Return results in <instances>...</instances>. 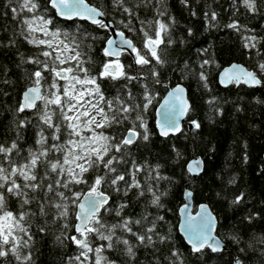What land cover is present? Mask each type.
I'll list each match as a JSON object with an SVG mask.
<instances>
[{"label":"snow or ice","instance_id":"snow-or-ice-1","mask_svg":"<svg viewBox=\"0 0 264 264\" xmlns=\"http://www.w3.org/2000/svg\"><path fill=\"white\" fill-rule=\"evenodd\" d=\"M0 3L10 10L16 22V35L38 49L36 55L26 57L27 63L35 67L26 78L18 103L12 108L10 129L0 141V264H33L35 241L31 228L36 218L41 220L36 226L38 232L46 234L49 225L59 224L53 239L58 243L68 240L75 246V255L65 256L64 264H117L106 251H119L127 258L126 264H135L133 258L137 249L158 251L156 245L171 241V233L156 231L158 222H164L163 215L143 209L147 205L156 209L164 207L161 198L167 189L161 192L153 181L159 184L169 178L161 174L159 163L139 158L136 149L142 141L150 139L145 113L153 103L155 86L160 84L159 69L167 64L160 55L161 49L176 42L170 34L174 17L168 13L165 0H109L103 7L90 5L85 0H46L56 17L69 21L78 17L90 21L98 29L109 27L106 19L109 13L105 10L108 7L127 17L117 23H124L129 32L136 31L133 18L140 25L142 47L138 48L133 40L116 29L118 39L109 35L103 41L100 51L104 59L95 69L86 66L92 64V59L85 48L91 52V42L97 37L79 26L53 27L55 20L49 7H42L39 0H0ZM180 3L188 7V0H180ZM239 4L251 14L264 11V0H239ZM232 7L235 10L236 0H232ZM141 8L146 14L150 9L152 15L142 18ZM191 15H196L195 11ZM203 18L206 27L215 26L217 13L205 11ZM225 27L252 31L236 19H230ZM261 28L264 29V23ZM187 32L191 35L192 29L188 28ZM262 40L264 37L254 34L241 36L243 48L253 50L256 56L264 55L258 47ZM179 43L184 44V40L180 39ZM14 44L10 33L4 47ZM128 49L134 64L126 67L121 60L122 53ZM24 59L21 57L22 61ZM199 63L203 68L214 61L208 59ZM143 67L148 72L139 71ZM256 67L264 73V60H258ZM130 68L133 73L129 72ZM219 78L222 84L239 83L241 79L245 84L261 83L253 71L236 64L220 71ZM199 79L207 87L203 70ZM104 80H110L113 86L121 80L126 83L113 94L103 86ZM133 81L138 85L136 93L130 88ZM183 93L181 85L176 84L160 101L163 108H157L155 128L161 137L181 131L180 118L191 110ZM26 111L31 115H24ZM220 111L215 108L217 115ZM188 123L192 129L200 128L196 119ZM116 128L121 131L117 133ZM21 141L26 146L21 147ZM171 151L180 157L175 146ZM200 163L199 157L189 160L186 172L199 171ZM234 182V176L228 177L225 188ZM133 191L132 202L145 195L148 197L135 216L124 211L130 203L127 197ZM113 194L118 199L113 200ZM184 195L190 197L192 193L185 189ZM244 196L240 191L222 198L227 200L229 207L239 208L245 205ZM187 208V203L180 205L179 228L191 252L203 254L209 249L212 253L221 252L223 241L213 234L217 224L208 206L198 205L195 215L187 214ZM108 217L113 218L111 222ZM258 217V212L249 210L243 220L251 223ZM228 238L238 247L232 264H244L239 258V253L246 251L239 248L241 237L229 231ZM245 243L247 249L258 252V264H264V236H250ZM164 261L165 264H183V256L173 245ZM150 264H161V261L154 255Z\"/></svg>","mask_w":264,"mask_h":264},{"label":"trees","instance_id":"trees-1","mask_svg":"<svg viewBox=\"0 0 264 264\" xmlns=\"http://www.w3.org/2000/svg\"><path fill=\"white\" fill-rule=\"evenodd\" d=\"M93 6L103 7L109 4V0H86ZM41 6H47L46 0H39ZM168 13L174 17V24L170 29L171 37L176 41L171 47L161 49L160 55L167 61L164 68H160V84L155 86V97L149 110L145 113V121L150 132V139L137 145L139 158L147 159L149 163H159L161 174L167 176V181L161 180L159 184L153 181L154 186L159 187L163 192L167 189L165 196L161 198L163 208L156 209L147 205L143 211L164 216V222H158L156 231H170L171 241L167 244H157L155 251L151 248H139L134 257L135 264L142 261L150 264L155 255L165 264L164 257L168 255V249L175 246L183 256V264H232L233 256L238 255V247L228 238L229 231L241 237L239 248L246 251L239 253V258L244 264H258L260 260L258 252L247 249L246 241L250 236H264V164L262 151L264 148V73L256 67L258 60H264V55L256 56L251 49H244L241 36L254 34L264 37V11L251 14L236 0V7L233 10L232 0H188V7H184L180 0H165ZM207 6V7H206ZM49 13L53 16L55 23L63 29H70L79 26L90 35L97 37L92 41L91 52L85 48L87 55L91 56L92 64L86 65L95 69L97 64L103 62V54L100 49L103 41L108 36L107 29H98L84 20L72 19L63 20L55 16L53 9ZM109 15L106 19L111 22L114 30L119 29L127 38L133 40L138 47H142L139 27L133 18L135 32H129L124 23L117 21L126 20L119 11H113L111 7L105 9ZM195 11L196 15H191ZM216 11L217 22L215 26L206 27L203 14ZM9 14L6 16L5 13ZM142 18L152 15L151 10L144 12L139 10ZM166 19V18H165ZM210 19V17H209ZM230 19H236L241 25H246L251 32L244 29L235 31L225 27ZM210 20V24H211ZM192 29L189 35L187 29ZM11 33L15 40L14 46L4 47V42L9 39ZM183 39L184 44L179 40ZM89 41L86 39L85 43ZM264 52V40L258 46ZM205 50V51H198ZM38 49L28 45L21 37L16 35V22L12 20L10 10L0 3V141L5 139L4 133L10 129L12 119V108L18 103L19 94L23 90L26 78L34 65L27 63L26 57L36 55ZM21 57L25 59L22 61ZM41 59H43L41 57ZM211 59L214 63L201 67L199 61ZM231 62H238L246 69L253 71L261 83L250 87L243 83H230L222 87L217 82V72L221 67ZM121 63L126 67L134 64L131 56L122 53ZM186 65V67H181ZM7 69V71H5ZM203 70L207 87L200 81L199 73ZM133 69H129L133 73ZM141 72H148L146 67L139 68ZM9 81L5 84L4 81ZM103 86L110 89L114 94L120 85L126 83L121 80L113 86L110 80H104ZM182 84L187 91L190 112L186 114L181 131L168 137H161L157 134L153 124V108L163 95L169 85ZM131 91L136 93L138 85L133 81L130 85ZM7 93V95H5ZM215 101L209 103L211 98ZM255 97V100L253 99ZM257 101H260L259 103ZM220 108V114L215 113V108ZM24 115H31L25 112ZM196 119L200 124L199 129H192L187 122ZM111 134V129L107 130ZM115 131L119 133L120 128ZM11 135H15L12 133ZM26 137L27 133H23ZM34 135V132L31 133ZM9 139L11 136L8 137ZM31 143V139H28ZM20 146H26L24 141ZM175 146L180 152V157L171 151ZM211 149V151H210ZM199 156L202 160V169L196 177L192 178L186 172L187 161ZM247 156V159H244ZM234 176V183L225 188L228 177ZM184 185L192 192V210L198 203H206L216 217V235L222 239L224 249L219 253H212L211 250L203 254L192 253L187 244L177 231L178 214L177 210L183 202L182 192ZM245 193V205L229 207L225 195L229 197ZM217 192L220 196H217ZM134 191L127 197L129 207L125 214L131 212L137 215L141 212V205L148 199L147 195L132 202ZM113 200L118 197L113 194ZM249 210L259 213V217L251 223L243 220V215ZM112 217H108L109 222ZM41 220L36 218L31 228L34 234L33 264H64L67 255H75V246L70 241L64 240L58 243L53 235L59 229V224L49 225L46 234L37 231V225ZM71 231V230H66ZM261 245H257V248ZM110 259L117 261V264H126L127 258L119 251H106ZM7 264V262H5Z\"/></svg>","mask_w":264,"mask_h":264},{"label":"water","instance_id":"water-1","mask_svg":"<svg viewBox=\"0 0 264 264\" xmlns=\"http://www.w3.org/2000/svg\"><path fill=\"white\" fill-rule=\"evenodd\" d=\"M85 2L88 3L86 0H85ZM88 4H90V3H88ZM90 5H92V4H90ZM53 11H54V9H53ZM54 13H55V12H54ZM58 18L63 19V20H67V19L64 18V17H58ZM72 19L82 20L81 18H78V17H74V18H72ZM84 21H85V20H84ZM86 22H88V23L91 24L90 21H86ZM106 29H107V31H108V36L111 35V36L113 37L114 40H117V39H118V37H116V35H115V31H116V30H114V28H113L111 22L109 23V27L106 28ZM108 36H107V37H108ZM106 39H107V38H106ZM106 39H105V40H106ZM129 52H130V49H128L127 51H125V53H127V54H129ZM131 58L133 59V57H131ZM133 60H134V59H133ZM231 64L240 65L242 68L246 69L242 64H240V63H238V62H231V63H229V64L224 65L223 67H221V68L219 69V71L217 72V76H216V77H217V82H218V84H219L220 86H222V87H226V86H228V85H229L230 83H232V82H234L235 84H238V83L235 82V81H229V82H227V83H223V84L220 83V78H219V77H220V71H222L225 67H228V66L231 65ZM246 70H248V69H246ZM249 71H251V70H249ZM257 79H258V78H257ZM239 83H243V84H245V83L243 82V79H241V81H240ZM176 84H180V83H175V84H173V85H169V86L166 88V90H165V92L163 93V95L159 98L158 102L155 104V106H154V108H153V124H154V128H155V121H156V117H157V108H158V107L161 108V109L163 108V105L160 104V101L163 100V98L167 95L168 90H169L170 88H172V87H175ZM180 85H181V87L184 89V93H183L184 97L188 100L186 88H185L182 84H180ZM245 85L250 86V87H254V86L258 85V84H245ZM188 102H189V100H188ZM186 114H187V113H186ZM186 114H185V116H183V117L180 118V120H181V127H182V124H183V122H184V120H185ZM162 115H163V112L161 111V116H162ZM187 126H188L189 128H191V125H190L188 122H187ZM155 130H156V128H155ZM156 132H157V134L159 135V133H158L157 130H156ZM177 133H178V132H177ZM175 134H176V133H175ZM169 135H173V134H169ZM159 136H160V135H159ZM195 157H199V156H194V157L190 158L189 160H193ZM199 158H200V157H199ZM189 160H188V161H189ZM188 161H187V163H188ZM200 161H201V163H200V169H199V171L190 174L192 178L196 177L197 174H198V173L201 171V169H202V160H201V158H200ZM262 161H263V164H264V148H263V151H262ZM187 163H186V165H187ZM186 165H185V169H186ZM185 189H187L189 192H191V190L187 188V185H184L183 192H182L183 202H182V204H180V205H183V204L187 203V205H188V208H187V214L195 215V213H196V211H197V208H198V205H200V204H205V205H207V204H206V203H203V202L198 203V204L196 205L195 209L192 210V204H193V201H192V195H191L190 197H186V196L184 195V191H185ZM191 193H192V192H191ZM207 206H208V205H207ZM179 208H180V206L178 207V210H177V214H178L177 231H178L179 235L182 237V239H183V241L185 242V244H187V241L184 239V237H183V233H182V231H181L180 228H179V224H180V220H181V213H180V211H179ZM208 210L211 211L210 208H209V206H208ZM211 212H212V211H211ZM212 213H213V212H212ZM213 215H214V214H213ZM214 217H215V215H214ZM215 219H216V217H215ZM216 224H217V220H216ZM215 231H216V227L213 229V234H214L215 236H217L216 233H215ZM217 237H218V236H217ZM187 245H188V244H187ZM188 247L190 248L189 245H188ZM222 249H224V244H223V246H222Z\"/></svg>","mask_w":264,"mask_h":264}]
</instances>
